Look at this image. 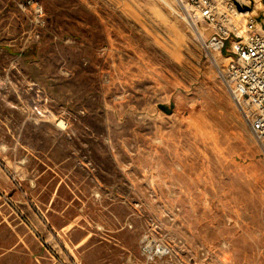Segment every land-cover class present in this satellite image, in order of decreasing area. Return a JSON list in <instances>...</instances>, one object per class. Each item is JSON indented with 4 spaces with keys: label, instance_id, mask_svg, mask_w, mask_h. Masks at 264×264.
<instances>
[{
    "label": "rangeland",
    "instance_id": "374dc122",
    "mask_svg": "<svg viewBox=\"0 0 264 264\" xmlns=\"http://www.w3.org/2000/svg\"><path fill=\"white\" fill-rule=\"evenodd\" d=\"M26 1L0 0V145L54 165L80 263L264 264V150L176 0H30L41 28Z\"/></svg>",
    "mask_w": 264,
    "mask_h": 264
},
{
    "label": "built area",
    "instance_id": "2783aa9c",
    "mask_svg": "<svg viewBox=\"0 0 264 264\" xmlns=\"http://www.w3.org/2000/svg\"><path fill=\"white\" fill-rule=\"evenodd\" d=\"M191 20L210 54L224 55L225 64L219 71L222 82L237 105L244 122L264 150V17L244 14L233 0H176ZM23 12L31 14L37 28L45 25L43 6L26 1L19 4ZM30 9V10H29ZM204 35L207 39L204 40ZM39 38V36H38ZM10 83V81H9ZM4 90L0 84V94ZM5 168V165H2ZM17 189L16 175L8 173ZM0 197L20 222L42 246L49 264H81L75 253L61 240V236L48 226L44 216L36 211L39 222L49 232L48 236L26 216L18 202L0 190ZM141 253L148 262L172 258L170 246L144 237Z\"/></svg>",
    "mask_w": 264,
    "mask_h": 264
},
{
    "label": "crops",
    "instance_id": "0c3cea01",
    "mask_svg": "<svg viewBox=\"0 0 264 264\" xmlns=\"http://www.w3.org/2000/svg\"><path fill=\"white\" fill-rule=\"evenodd\" d=\"M1 101L6 102L5 96ZM9 121L7 117H0V124ZM10 138H12L10 132L1 137ZM6 146L0 145V190L18 202L26 216L44 236H48L49 232L40 224L35 210L44 216L48 226L60 236L57 229L73 228L74 225L69 219L59 220L62 182L54 165L51 167L45 160L37 159L33 153L22 150L10 142H6ZM2 165H5V168ZM8 173L16 175L20 189L12 183ZM0 264H49L38 240L4 204L1 197Z\"/></svg>",
    "mask_w": 264,
    "mask_h": 264
},
{
    "label": "bare ground",
    "instance_id": "6f19581e",
    "mask_svg": "<svg viewBox=\"0 0 264 264\" xmlns=\"http://www.w3.org/2000/svg\"><path fill=\"white\" fill-rule=\"evenodd\" d=\"M177 2V1H176ZM180 7V6H179ZM181 9V8H180ZM182 10V9H181ZM183 11V10H182ZM184 12V11H183ZM185 14V17L188 18V16L186 15V13L184 12ZM181 18V17H180ZM188 20L191 22V20L188 18ZM192 23V22H191ZM193 28L195 29L194 25L192 24ZM196 30V29H195ZM213 64L217 65L218 66V63L216 61V59L213 58ZM59 128H63L64 127V123L61 121L58 125Z\"/></svg>",
    "mask_w": 264,
    "mask_h": 264
}]
</instances>
